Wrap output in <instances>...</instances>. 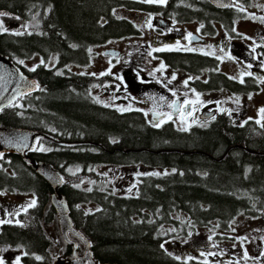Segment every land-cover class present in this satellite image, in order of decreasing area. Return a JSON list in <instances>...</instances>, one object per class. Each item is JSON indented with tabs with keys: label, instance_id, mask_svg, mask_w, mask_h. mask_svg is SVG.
<instances>
[{
	"label": "trees",
	"instance_id": "16d2710c",
	"mask_svg": "<svg viewBox=\"0 0 264 264\" xmlns=\"http://www.w3.org/2000/svg\"><path fill=\"white\" fill-rule=\"evenodd\" d=\"M45 2H55L49 26L57 28L48 29L50 33L42 38L34 33L24 41L13 39L12 48L3 47L7 55L26 58L40 54L48 58L58 50L70 54L74 53L69 48L71 40L87 43L99 34L110 37L117 33L116 26L102 28L101 18L92 13L94 9H86L76 0ZM38 3L0 0V10L21 14L34 11ZM42 73L47 77L44 91L49 93H42L40 105L39 91L25 98L26 112H15L19 117L9 125L43 130L39 128L41 113L46 123L55 125L61 140L91 143L63 146L46 141L44 148L38 142L39 150L32 155L63 175L65 183L60 192L69 204L72 221L90 240L100 263L201 264L177 259L166 249L161 228L179 222L173 214H185L187 224L194 229L213 224L224 229L241 214L264 217V131L255 124L231 130L219 123L211 129L186 133L155 130L144 125L141 113L118 114L97 106L89 97L85 101L72 94L64 77L55 76L51 70ZM33 75L39 77V68ZM13 161L18 176L9 178L0 172V189L6 181L13 185L26 181L28 189L38 191L39 204L31 210L32 220L20 218L2 228L0 244L24 245L27 252L23 264H54L50 254L53 241L45 232V224L57 219L51 204L53 188L30 172L21 159ZM76 166L80 173L70 172ZM96 166H108L111 171L100 173ZM140 166L153 169L138 174L126 168ZM88 178L92 185L85 187ZM128 180L132 182L128 188H115L119 181L128 186ZM91 203L97 209L85 208ZM64 252L72 256L73 249L65 244Z\"/></svg>",
	"mask_w": 264,
	"mask_h": 264
},
{
	"label": "flooded vegetation",
	"instance_id": "af4514ba",
	"mask_svg": "<svg viewBox=\"0 0 264 264\" xmlns=\"http://www.w3.org/2000/svg\"><path fill=\"white\" fill-rule=\"evenodd\" d=\"M44 1L39 0V5H36L34 11L21 14L5 11L9 15L0 17L3 26L11 28L0 35V40L4 37L0 41V55L7 56L25 75L37 80L39 105L42 103V93L48 92L44 91L47 87L44 83L47 77L42 71L51 70L55 76L66 79V86L75 96L83 97L85 101L89 97L97 106L118 114L141 113L147 128L186 133L211 129L219 123L231 130L253 123L264 131V112L261 111L264 106L257 109L255 116H249L246 101L249 95L261 90L259 81L264 79V41L257 39L253 44L239 42L237 37L241 38L243 33L237 32L235 28L238 21L246 19L249 15L250 5L254 0L249 3L232 0L231 5L222 7L213 4L211 0H167L166 4L146 3L144 0H76L80 6L94 9L92 13H97L101 18L99 24L102 28L105 25H113L118 27L117 33L110 37L106 33L99 34L87 43L71 40L69 48L74 53L67 54L58 50L48 58L39 54L40 62L30 67L20 61L35 55L26 58L10 56L3 47L6 45L12 48L15 38L24 41L34 33H39V38H42L50 33L48 29L52 31L57 28L58 25L54 28L49 26L56 10L55 2ZM260 18L263 20L264 15ZM149 22L152 27H148ZM15 23L18 26L15 27ZM254 29L256 33L263 32L256 30L257 27ZM126 30L128 32L124 33ZM17 32L23 34L16 35ZM145 37L147 40L142 42ZM126 38L138 41L129 45L126 51L110 46ZM216 51L221 54L216 55ZM94 57L104 59L106 64L112 65L110 69L114 66L115 69L109 71L106 66L100 75L91 74L88 67L93 64ZM49 59L54 63L49 64ZM233 59L239 64H246L243 69L247 72L246 75L237 78L220 69L223 60L226 62ZM147 65L151 67L145 72ZM33 68L35 71L39 68V77L33 75L34 71L30 70ZM95 89L99 90L102 96L111 99L113 104L97 100L93 95ZM223 91H227L231 97L235 95L245 98L241 111L233 105L234 103H223L219 97ZM33 94L35 93L23 94L12 104L3 107L0 110V127L26 128L9 124L19 117L15 112H26L24 100ZM114 101L140 106L123 111L114 106ZM186 101L190 103L186 104ZM43 119L39 113V128L43 129L39 132L60 139L55 125L48 124ZM46 141L51 142L43 137L39 138V144L42 146L46 145ZM36 149L29 153L35 160L37 159L32 154L38 151L37 144ZM17 157L25 163L30 172L39 176L20 155L12 153L0 155V172L9 178L18 176L17 164H12L13 159ZM15 185L6 181L0 189V221H5L0 223V234L3 227L17 223L20 218L32 220L31 210L35 206L38 208V191L28 189L26 181ZM8 193L20 194L17 196L18 203H12ZM23 195L32 196L36 202L35 206H29L31 203L27 206L21 203L25 200ZM256 253H262L261 260L264 262L263 239H260ZM179 257L185 261L196 260L201 264H238L233 250L210 241L188 245L184 254ZM238 259H241L240 256ZM10 260L15 264H22L20 259ZM10 260L8 262H11ZM241 263H244L243 259Z\"/></svg>",
	"mask_w": 264,
	"mask_h": 264
},
{
	"label": "rangeland",
	"instance_id": "374dc122",
	"mask_svg": "<svg viewBox=\"0 0 264 264\" xmlns=\"http://www.w3.org/2000/svg\"><path fill=\"white\" fill-rule=\"evenodd\" d=\"M142 13V12H137ZM264 15V0H254L250 5V11L249 15L246 16V19H243L242 21H238L235 24V28L237 32L243 33V36L237 37V41L239 42H248L249 44H253L254 41L257 39H262L264 41V19L260 18ZM255 27H257L256 30H262L263 32L256 33ZM261 33V34H260ZM147 37H145L146 41ZM138 39L134 38H126L124 40L114 42L110 46H113L115 48L121 49L122 51H126L129 45H132L136 43ZM209 53H212L208 51ZM216 55H220V51L215 52ZM94 62L93 64L88 67L91 74L100 75L101 70L103 68H108L109 71H113L115 69V66L112 67L110 64H106L104 59H99L97 57L93 58ZM50 61V59H49ZM39 55H35L30 59L24 60L23 64L26 66H33L37 63H39ZM54 63V61H50L49 64ZM246 64H239L237 60H231V61H222V66L220 69L226 71L229 75L240 78L247 74V72H244ZM150 65L145 66L144 71L147 72V70L150 68ZM264 79L259 81V84L261 85V90L258 93H255L253 95H249L246 99L247 101V107H248V114L249 116H255V113L257 109L261 106H264ZM101 92V90H100ZM104 92V91H103ZM94 97L99 100L100 102L113 104L112 100L102 96L99 94V90H94L93 93ZM232 95V94H231ZM231 97L227 91H223L219 94V97L223 101V103H228L229 105L233 104L236 107H239L240 111L244 107L245 104V98L242 96H235L232 95ZM114 106L118 107V109H123V111L129 109V108H138L140 105H135L132 103H116L114 101ZM44 148L46 147L43 146ZM127 171H133L138 174H145L149 173L150 170L153 168L151 167H145L140 166L138 168H130L126 167ZM97 172L104 173L103 171H111V168L108 166H96L94 168ZM72 173H80L79 167H73L69 169ZM161 172V170H159ZM158 172V173H159ZM164 173V172H161ZM134 174L131 175V180L133 178ZM128 186H123L119 183L115 186L117 190L122 187V191L129 186H131V181L128 180ZM92 183L89 182V178L84 180L83 186L90 187ZM7 196L11 199L10 201L12 203H18L17 201L19 198L17 196H20L18 193H8ZM25 197V200H23L21 203H25L27 206L31 201L34 200V198L30 195H23ZM85 208L87 210H94L97 209V205L94 203L85 205ZM174 219L179 221L177 224H167L161 228V233L164 235L165 239V247L166 249L174 256H180L181 254H184V250L188 245H197L201 244L203 241H210L213 244H218L219 246H224L225 249H231L235 253L236 259L238 264H264V262L261 260V254H257V248L260 243V239L264 240V217L261 218H252L247 215L241 214L235 217L229 227H226L224 229L220 228L219 225L216 224L210 225V226H204V227H198L197 229L192 228L190 224H187V221L185 220L186 215L182 213H175L173 214ZM25 222L27 219H23ZM186 227V230L184 229ZM45 232L46 236L52 240L53 238V244L50 247V254L52 257V261H56V256H59V259L62 260V256L69 257L65 255L64 252V246L65 241L62 237L60 227L58 220H53L51 223L45 224ZM24 245H18L13 246L8 243L0 244V262L2 264H15L14 261H11L10 259L17 258L20 259L22 262L23 255H26V249L23 247ZM80 253H84V246L81 245L79 247ZM55 255V258H54ZM238 256H240L241 259H238ZM39 257V256H37ZM242 259L244 260V263L242 262ZM10 260L11 262H8ZM70 258L66 259V262H68ZM237 264V263H236Z\"/></svg>",
	"mask_w": 264,
	"mask_h": 264
},
{
	"label": "water",
	"instance_id": "95a60500",
	"mask_svg": "<svg viewBox=\"0 0 264 264\" xmlns=\"http://www.w3.org/2000/svg\"><path fill=\"white\" fill-rule=\"evenodd\" d=\"M218 6L231 5L232 0H211ZM0 13H7L1 11ZM9 15V14H8ZM1 17V16H0ZM0 22L1 18H0ZM18 26L17 23L14 24ZM12 27V26H11ZM7 29H11L10 27ZM3 32H0V35ZM39 83L37 80L25 75L22 70L7 56L0 55V110L12 104L19 96L37 92ZM44 137L56 144L63 146L88 145L90 142H69L62 141L51 135L31 129H7L0 127V155L2 153H12L20 155L32 169L43 177L53 188L51 195L52 205L57 212V218L64 241L73 248V257L68 263L65 259L60 260L57 257L55 264H107L100 263L93 255L90 240L77 229L71 218V211L65 196L60 192L65 183L59 170L45 161H36L31 153L37 143V140ZM76 237L85 247L83 255L79 254L78 242L70 237Z\"/></svg>",
	"mask_w": 264,
	"mask_h": 264
},
{
	"label": "snow or ice",
	"instance_id": "6c2138e0",
	"mask_svg": "<svg viewBox=\"0 0 264 264\" xmlns=\"http://www.w3.org/2000/svg\"><path fill=\"white\" fill-rule=\"evenodd\" d=\"M144 2H146V3L166 4L167 3V0H144ZM7 15H8V13H0V16H7ZM14 18L15 19H19V17H14ZM148 27H152V25H151L150 22L148 23ZM8 31H9V29L5 28L3 26V23L0 22V32H8ZM15 34L16 35H21L23 33L17 32ZM191 38H192L191 37V34H189V39H191ZM161 50L162 49H156V51H161ZM185 50H191V49H185ZM41 62L43 63V61H41ZM20 63H23V61H20ZM30 70L31 71H35V68L30 69ZM249 75H250V73H249ZM173 79H175V77H173ZM241 82H243V81H241ZM262 82H264V81H262ZM185 83H187V82H185ZM173 94H175V93H173ZM185 103L187 104V103H190V102L189 101H186ZM121 110H123V109H121ZM261 111L264 112V109H262ZM129 191H131V189H129ZM35 203H36L35 200H33L29 206H35ZM7 222H10V221H7ZM0 223H5V221H0ZM161 247H163V245H161ZM201 255H203V253H201ZM176 258L177 259H180L179 256H177ZM189 259H191V257H189ZM0 264H2V262H0Z\"/></svg>",
	"mask_w": 264,
	"mask_h": 264
}]
</instances>
